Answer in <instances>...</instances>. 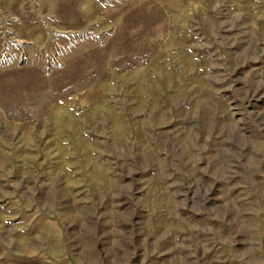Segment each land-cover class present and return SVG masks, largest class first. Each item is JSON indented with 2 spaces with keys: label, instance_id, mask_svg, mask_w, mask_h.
<instances>
[{
  "label": "rangeland",
  "instance_id": "rangeland-1",
  "mask_svg": "<svg viewBox=\"0 0 264 264\" xmlns=\"http://www.w3.org/2000/svg\"><path fill=\"white\" fill-rule=\"evenodd\" d=\"M0 264H264V0H0Z\"/></svg>",
  "mask_w": 264,
  "mask_h": 264
}]
</instances>
